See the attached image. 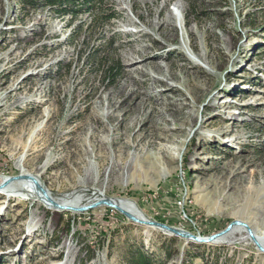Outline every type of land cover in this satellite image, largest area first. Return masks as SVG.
I'll return each mask as SVG.
<instances>
[{
  "label": "rangeland",
  "instance_id": "374dc122",
  "mask_svg": "<svg viewBox=\"0 0 264 264\" xmlns=\"http://www.w3.org/2000/svg\"><path fill=\"white\" fill-rule=\"evenodd\" d=\"M92 5L0 0V184L85 208L0 189V264H264L243 227L199 244L98 205L201 238L239 221L262 246L264 0Z\"/></svg>",
  "mask_w": 264,
  "mask_h": 264
},
{
  "label": "water",
  "instance_id": "95a60500",
  "mask_svg": "<svg viewBox=\"0 0 264 264\" xmlns=\"http://www.w3.org/2000/svg\"><path fill=\"white\" fill-rule=\"evenodd\" d=\"M35 179V178H34ZM20 180H28V181H32V176L26 175V176H17V177H10L5 179L1 184H0V189H3L4 187L8 186L10 183L15 182V181H20ZM33 182V181H32ZM35 182H37L35 180ZM39 188H38V187ZM36 188L40 191L41 187L39 186L38 183H36ZM41 194L44 196L45 198V202L48 203V205L54 207L55 209H59V210H73V211H78L81 212L83 210H85V208H80V209H72L70 207H66V206H60L59 204H57L56 202H54L46 193V191H44L43 189L41 190ZM98 205H105L108 206L110 208H114L116 209L118 212H120L121 214H123L129 221L145 226L147 228H152V229H157L159 231H162L164 233H167L169 235L172 236H177L180 238H183L187 241H192L195 243H199V244H206V243H216L217 241H219V239L224 238L226 235H228V233H230L235 227H243L244 230H246L248 236L250 237V239L254 242V244L256 245V247L259 249L260 252L264 253V248H262V246H260L259 242L254 238L252 230L248 227V225L239 222V221H233L232 223H230L223 231L216 233L208 238H201V237H197L194 236L188 232H185L183 230L177 229V228H173V227H169L157 222H152V221H147L145 219H143V217H137L136 215H133L132 213L126 212L123 209H120L116 203L114 201L108 200V199H102L98 202Z\"/></svg>",
  "mask_w": 264,
  "mask_h": 264
},
{
  "label": "trees",
  "instance_id": "16d2710c",
  "mask_svg": "<svg viewBox=\"0 0 264 264\" xmlns=\"http://www.w3.org/2000/svg\"><path fill=\"white\" fill-rule=\"evenodd\" d=\"M22 3H27L31 8L36 7L38 2H45L47 3L51 8L53 5H57V11L56 13L63 14L66 10L65 7L77 4L81 2L82 6L84 7V10L88 13H94L93 11V5L92 2L94 0H21ZM63 9V10H61ZM72 13V12H68ZM94 15H96L94 13ZM94 20L96 21L97 18L95 17ZM109 45V44H108ZM114 72L113 66L109 67L108 73ZM113 74V73H112ZM120 264H152L151 260L147 257L146 252L143 249H137L133 251H128L124 257V260ZM184 264H191L184 262Z\"/></svg>",
  "mask_w": 264,
  "mask_h": 264
},
{
  "label": "bare ground",
  "instance_id": "6f19581e",
  "mask_svg": "<svg viewBox=\"0 0 264 264\" xmlns=\"http://www.w3.org/2000/svg\"><path fill=\"white\" fill-rule=\"evenodd\" d=\"M162 22V21H160ZM19 176H26V175H19ZM37 178V177H36ZM33 179V178H32ZM33 181V182H32ZM31 182L28 180H20V182H16V184L22 189V190H27L28 192L34 193V191L39 192V190H36V182L33 179ZM35 186V187H34ZM38 187V186H37ZM39 188V187H38ZM5 192H8L7 190ZM35 194V193H34ZM31 196V195H30ZM11 197V196H10ZM38 197V196H36ZM6 198V197H5ZM41 199V198H40ZM45 208L47 209H51L54 210L52 206L48 205V203L44 202L43 200L39 201ZM57 204H59L60 206H66V207H70L72 209H76L77 207H79V203L78 201H73V200H61V201H57ZM116 205L120 208L123 209L126 212L132 213L133 215L138 216L139 214H135L134 209L132 206H130V204H128L127 202H124L122 200L120 201H116L115 202ZM140 216V215H139ZM235 231H239V232H244L242 227H237L236 229H234V231H232L231 233L235 232ZM248 241H250V239L246 238ZM220 240V239H219ZM222 240V239H221ZM188 242V241H187ZM262 246L264 247V243L262 244Z\"/></svg>",
  "mask_w": 264,
  "mask_h": 264
}]
</instances>
